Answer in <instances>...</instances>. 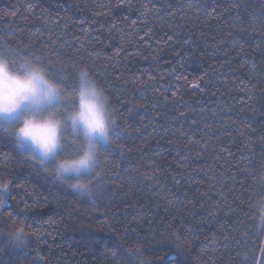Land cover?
<instances>
[{
	"label": "trees",
	"instance_id": "1",
	"mask_svg": "<svg viewBox=\"0 0 264 264\" xmlns=\"http://www.w3.org/2000/svg\"><path fill=\"white\" fill-rule=\"evenodd\" d=\"M0 54L117 118L90 199L0 128V264H264V0H0Z\"/></svg>",
	"mask_w": 264,
	"mask_h": 264
},
{
	"label": "clouds",
	"instance_id": "2",
	"mask_svg": "<svg viewBox=\"0 0 264 264\" xmlns=\"http://www.w3.org/2000/svg\"><path fill=\"white\" fill-rule=\"evenodd\" d=\"M67 104L68 106H63ZM117 118L103 85L86 65L77 70L71 91L31 59L13 62L0 54V128L12 135L17 150L81 198H92L100 179L101 145L114 143ZM77 148L64 152L66 133ZM10 180L0 178V206L8 200ZM264 222V201L258 204ZM12 242L24 244L23 221L9 229Z\"/></svg>",
	"mask_w": 264,
	"mask_h": 264
},
{
	"label": "snow or ice",
	"instance_id": "3",
	"mask_svg": "<svg viewBox=\"0 0 264 264\" xmlns=\"http://www.w3.org/2000/svg\"><path fill=\"white\" fill-rule=\"evenodd\" d=\"M141 264H146V262L142 260V261H141Z\"/></svg>",
	"mask_w": 264,
	"mask_h": 264
},
{
	"label": "rangeland",
	"instance_id": "4",
	"mask_svg": "<svg viewBox=\"0 0 264 264\" xmlns=\"http://www.w3.org/2000/svg\"><path fill=\"white\" fill-rule=\"evenodd\" d=\"M63 106H65V107H66V106H68V105H67V104H65V105H63ZM63 150H64V149H63Z\"/></svg>",
	"mask_w": 264,
	"mask_h": 264
}]
</instances>
